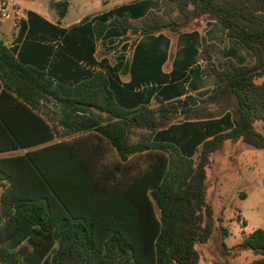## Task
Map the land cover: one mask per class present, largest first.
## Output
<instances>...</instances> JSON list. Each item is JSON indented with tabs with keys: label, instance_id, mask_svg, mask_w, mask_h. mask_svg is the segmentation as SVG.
<instances>
[{
	"label": "trees",
	"instance_id": "1",
	"mask_svg": "<svg viewBox=\"0 0 264 264\" xmlns=\"http://www.w3.org/2000/svg\"><path fill=\"white\" fill-rule=\"evenodd\" d=\"M157 2L159 13L142 0L63 29L69 0L52 1L56 24L28 11L14 44L0 40V154L25 150L0 157V264H199L211 156L226 142L264 150V0ZM197 20L252 63L236 51L218 68V48L186 31ZM165 31L183 45L169 74ZM132 36L129 58L95 60L97 41L125 50ZM199 78L210 89L192 108ZM230 103L220 118L205 111ZM222 247L264 264V230Z\"/></svg>",
	"mask_w": 264,
	"mask_h": 264
},
{
	"label": "rangeland",
	"instance_id": "2",
	"mask_svg": "<svg viewBox=\"0 0 264 264\" xmlns=\"http://www.w3.org/2000/svg\"><path fill=\"white\" fill-rule=\"evenodd\" d=\"M52 1L56 3L63 0H18V6L24 14L27 11L36 12L55 23L57 14L51 7ZM140 1L142 0H69L68 12L61 20L60 26L62 28L76 26L86 17L99 18L117 8ZM155 1L157 0H153L150 10L159 13L160 5L158 2L155 5ZM2 30L9 35L11 31L9 23L4 25ZM186 31L195 33L194 44L196 42L200 44V40L203 38L207 44L218 48L216 52L212 53V60L218 68H221L226 56L237 55L238 50L245 51L250 57V63L244 62V65L252 63L249 53L234 40H230L229 51L222 50L228 44L223 28L215 23L197 20L192 22ZM164 33L170 37L166 59V65L169 67L175 60L173 52L177 36L169 31ZM135 38L136 36H132L125 43V50L122 48L123 44L116 46L118 40L111 43L108 49L99 44V53H104L109 63H114L120 56H123L124 59L129 58L132 52L130 45ZM210 40L213 42H209ZM172 45L173 47H171ZM201 65H204L203 61ZM233 105L234 103L211 106L210 113L212 116H220ZM182 120L183 117L180 116L175 122ZM57 141L54 139L52 143ZM22 153L23 151L1 153L0 157ZM206 202L213 214L214 229L209 241L204 245L197 246L200 255L199 264H249L255 260L257 257L249 251H243L234 257L226 256L223 252L222 242L227 248H231L254 230H264V150L251 148L243 142H226L221 151L211 156L206 174Z\"/></svg>",
	"mask_w": 264,
	"mask_h": 264
},
{
	"label": "crops",
	"instance_id": "3",
	"mask_svg": "<svg viewBox=\"0 0 264 264\" xmlns=\"http://www.w3.org/2000/svg\"><path fill=\"white\" fill-rule=\"evenodd\" d=\"M28 12V11H27ZM36 13V12H35ZM26 14V13H25ZM40 17H42L43 19H45V20H47L48 22H50V23H52V24H56V20H55V23L54 22H51V21H49L48 19H46V17L45 16H43V15H41V14H39V13H37ZM9 23V25H10V28H11V31L9 32V35L8 34H6L3 30H2V27L4 26V25H6V24H8ZM58 27H60V28H62L61 26H60V23H59V25H58ZM70 27H72V26H70ZM70 27H68V28H63V29H69ZM17 30H18V27L17 26H15V23H14V21H12V20H7V21H0V40H3L4 42H5V44L8 46V47H11L13 44H14V42H15V39H16V34H17ZM165 34V33H164ZM7 35L9 36V38L7 37ZM225 35V34H224ZM165 36L167 37V38H170V37H168V35H166L165 34ZM176 42H175V44H174V52H173V56H174V59L176 60L177 58H178V56H179V52H180V50L182 49V44H180V42H179V38H178V36L176 37ZM207 39H208V37H207ZM209 42H213V40H210ZM226 42H227V47L225 48V49H222V50H225V51H229V49H230V47H231V45H230V40L229 39H226ZM99 44L101 45L102 44V41L101 40H99V41H97L96 42V51H95V54H94V58H95V60L96 61H100V60H103V59H106L107 60V58L105 57V54L104 53H99ZM103 45V44H102ZM105 47H106V49H108L109 48V46H110V43H108V42H106V45H104ZM170 46V45H169ZM171 47H173V45L171 46ZM221 50V51H222ZM132 53V52H131ZM238 58H237V62H239V63H244V62H246L247 64L248 63H250V57L245 53V51H241V50H238ZM174 60V61H175ZM167 61V60H166ZM166 61H165V63L163 64V66H162V68H161V71H162V73H164V74H169L171 71H172V69H173V64H174V61L171 63V65L169 66V67H167L168 65H166ZM201 60L199 59L198 60V62H196V65H198V66H202L201 65ZM109 63V62H108ZM111 66H113V65H115L116 64V60H115V62L114 63H109ZM95 69H97V68H95ZM119 78H120V80H121V82L122 83H128L129 81H130V75L129 74H119ZM209 89H210V83H209V80L207 79V78H199V79H195V81H194V88H192L191 89V91H189L188 92V95L189 96H191L192 98H194L195 99V103L194 104H192V108H194V107H196L197 105H196V103H197V100H199V99H201L202 97H204L207 93H208V91H209ZM183 99H184V96L183 97H181L180 98V101L181 102H183ZM211 106H214V105H209L206 109H205V111L207 112V113H209V114H211L210 113V111H211V109H209ZM191 107V106H190ZM182 108V106H180V108L179 109H181ZM225 113V112H224ZM223 113V114H224ZM223 114H221L220 116H213L214 118H220ZM53 141V140H52ZM52 141H50V142H48V143H46L45 145H48L49 143H51L52 144ZM18 151H25V150H18ZM15 152H17V151H15Z\"/></svg>",
	"mask_w": 264,
	"mask_h": 264
},
{
	"label": "built area",
	"instance_id": "4",
	"mask_svg": "<svg viewBox=\"0 0 264 264\" xmlns=\"http://www.w3.org/2000/svg\"><path fill=\"white\" fill-rule=\"evenodd\" d=\"M26 18L18 6V0H0V21L12 20L15 26Z\"/></svg>",
	"mask_w": 264,
	"mask_h": 264
}]
</instances>
